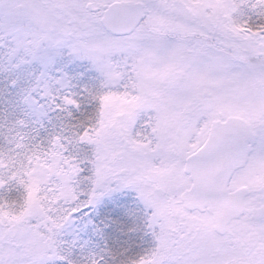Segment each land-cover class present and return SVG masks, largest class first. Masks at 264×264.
Listing matches in <instances>:
<instances>
[{
    "label": "snow or ice",
    "instance_id": "snow-or-ice-1",
    "mask_svg": "<svg viewBox=\"0 0 264 264\" xmlns=\"http://www.w3.org/2000/svg\"><path fill=\"white\" fill-rule=\"evenodd\" d=\"M0 264H264V0H0Z\"/></svg>",
    "mask_w": 264,
    "mask_h": 264
}]
</instances>
